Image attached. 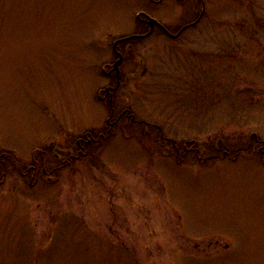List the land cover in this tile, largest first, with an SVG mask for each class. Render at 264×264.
Masks as SVG:
<instances>
[{
	"label": "rangeland",
	"instance_id": "1",
	"mask_svg": "<svg viewBox=\"0 0 264 264\" xmlns=\"http://www.w3.org/2000/svg\"><path fill=\"white\" fill-rule=\"evenodd\" d=\"M203 1L184 37L124 52L115 108L145 123L50 180L0 185V264H264V0ZM169 3L153 13L174 26L191 1ZM145 6L0 0V153L24 165L105 131L102 69Z\"/></svg>",
	"mask_w": 264,
	"mask_h": 264
},
{
	"label": "flooded vegetation",
	"instance_id": "2",
	"mask_svg": "<svg viewBox=\"0 0 264 264\" xmlns=\"http://www.w3.org/2000/svg\"><path fill=\"white\" fill-rule=\"evenodd\" d=\"M146 1L147 6L149 5L150 7L145 6L135 15V21L138 29L133 31V33L121 36L114 40L112 43V49L114 51L115 59L110 66L105 65L102 69V74L108 81V84L103 89L99 90L96 98L101 102H105L109 110V114L105 121L106 124L104 125L105 131L100 132L98 135H95L94 133L92 134V132H86L84 136L80 137L76 141L75 153L70 151V149L61 150L62 154L59 150L57 152H53V150L50 151L51 148L48 146L45 148H37L30 156L29 162L24 165L21 164L12 152H1L0 185H2L7 179V176L10 175L16 176L19 180H26L29 186L36 185L40 177H45L47 180H50L52 179L51 177L61 168L70 166L75 158L79 156H89V147L97 146L98 143L101 140H104L107 135L114 134V132L118 129L123 128L125 116L126 118H130L131 113H129L128 110H116L115 104L117 97L115 99L114 94L121 85L120 65L124 60V52L132 50L134 45L132 42H142L143 40L154 36L164 37L170 42L177 41L201 22L204 17V13H202V11L205 12V4L203 0H190L191 4L189 6L188 14L185 17L183 15L182 18H179L178 21L174 22V26H171V24L165 22V20L163 21L158 19V17H156L153 13L155 10L158 11L166 8L165 6L167 5L171 6L169 5L171 0ZM175 1L182 3L184 0ZM199 1L202 7L197 13L195 8L197 7V2L199 3ZM187 16H189V18ZM149 18L156 20L157 23L151 22ZM118 40L122 41H119L116 46H114V43ZM118 53L121 55V60L115 68L114 64L118 58H120ZM124 111H126V114ZM131 118L132 121H136L139 125L141 123H145L143 120H136L133 115Z\"/></svg>",
	"mask_w": 264,
	"mask_h": 264
},
{
	"label": "trees",
	"instance_id": "3",
	"mask_svg": "<svg viewBox=\"0 0 264 264\" xmlns=\"http://www.w3.org/2000/svg\"><path fill=\"white\" fill-rule=\"evenodd\" d=\"M254 146L257 149V155L260 158L261 161L264 163V139L259 138L258 136H255L253 138ZM247 152V153H253V150H251V144L248 143L246 146L239 147L233 151V154L230 155V157H235L239 154V152ZM225 152V151H223ZM183 156V155H182ZM218 157V156H216ZM210 159H213L214 157H208Z\"/></svg>",
	"mask_w": 264,
	"mask_h": 264
},
{
	"label": "water",
	"instance_id": "4",
	"mask_svg": "<svg viewBox=\"0 0 264 264\" xmlns=\"http://www.w3.org/2000/svg\"><path fill=\"white\" fill-rule=\"evenodd\" d=\"M149 20L151 21V22H156L157 23V21L156 20H154V19H152V18H149ZM125 39H127V38H125ZM119 41H122V40H118V41H116L115 43H114V46L119 42ZM118 56H120V58H119V60H117L116 62H115V64H114V67L116 68L117 67V64L120 62V60H121V55L118 53Z\"/></svg>",
	"mask_w": 264,
	"mask_h": 264
}]
</instances>
